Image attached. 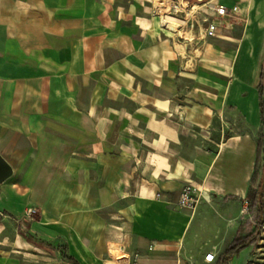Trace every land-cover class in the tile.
<instances>
[{
  "label": "crops",
  "instance_id": "crops-1",
  "mask_svg": "<svg viewBox=\"0 0 264 264\" xmlns=\"http://www.w3.org/2000/svg\"><path fill=\"white\" fill-rule=\"evenodd\" d=\"M210 1L238 12L214 21ZM236 33L264 49V0H0V215L35 209L30 244L68 264L65 245L80 264H217L257 158L255 142L243 177L245 141L223 127L260 114L214 40ZM188 184L195 209L179 208ZM18 242L0 264H28Z\"/></svg>",
  "mask_w": 264,
  "mask_h": 264
},
{
  "label": "rangeland",
  "instance_id": "rangeland-1",
  "mask_svg": "<svg viewBox=\"0 0 264 264\" xmlns=\"http://www.w3.org/2000/svg\"><path fill=\"white\" fill-rule=\"evenodd\" d=\"M225 36L233 39L231 35L225 34ZM235 36V43H237V41L239 40H243V37H240V33H236ZM214 40H218L225 50H231V54L236 56V60H233L234 62L232 61V64L234 63V65L231 66L232 64H230L229 66L230 68L234 67V78L241 79V88L243 89L242 93L244 94V96L246 98L250 97L255 88L257 89V94L259 96L258 80L262 62L264 59V49L262 50L260 47H258L260 38L256 40L257 44L256 47L254 46V48L252 47L253 44L250 48L244 46L243 44V47L241 48V44L238 43L236 44V47H233V44L224 38ZM229 43H231V45ZM240 49V54H237ZM225 71L229 74L232 73L233 76V70L231 71L230 69H225ZM224 122L225 124H223V127H225L226 129V136L240 135L242 137V140L246 142L243 143V161L241 162L240 167L241 175L243 177L250 167L248 163L244 161V156L246 152L249 151V144L251 145L255 144V142H261V156L257 168V181L260 182L262 176L264 175V125L261 122L260 114L258 117H254L253 113H250V115H246L244 113H241V115H239L238 113L227 114L224 117ZM255 122L257 123L255 124ZM229 168L230 170H233V167ZM246 201L247 200H243V204L245 205V207L247 206V204H245ZM244 217L245 219L243 220L241 228L243 234H248L255 227V216L252 213L246 212ZM250 222H252V225L250 224ZM0 224L2 243L0 245H7L0 246V254L6 255V253L9 252V245L13 246V240L18 238L19 242L17 243V247L23 248L21 252L25 254L23 257L28 260V264H68L60 259V254L56 249L43 248V245L41 243H37L35 241V245L30 244V241L32 239L29 235L27 236V233L35 231L36 229H38L37 227H40L42 224L41 214L36 212L35 209H30L28 213L25 214L22 218H16L12 215L5 214L0 215ZM22 235L24 236V238ZM27 237L29 239V242H27L25 239ZM86 237H89V235L87 234ZM57 246H59V244ZM76 248L77 247L75 245H72V247L69 248V254L72 255V253H75ZM204 250L207 251V249ZM22 259L23 258H18V260ZM234 264H264V227L258 245L248 249L244 256Z\"/></svg>",
  "mask_w": 264,
  "mask_h": 264
},
{
  "label": "trees",
  "instance_id": "trees-1",
  "mask_svg": "<svg viewBox=\"0 0 264 264\" xmlns=\"http://www.w3.org/2000/svg\"><path fill=\"white\" fill-rule=\"evenodd\" d=\"M259 101H260V114L262 119V124L264 125V61L261 66V71L259 75ZM261 142H258L257 145V158L255 171L249 183V188L247 192V202H248V212L254 214L256 222V227L247 235H243L242 231L237 232L236 237L232 243L227 247V249L220 255L217 264H228L235 257H239L240 254L246 250L248 247L256 245L261 236L263 227H264V175L262 176L261 181H257V168L260 162L261 156ZM67 246H63L60 249V253L64 260L68 261L71 264H80L73 257H69L67 254Z\"/></svg>",
  "mask_w": 264,
  "mask_h": 264
},
{
  "label": "built area",
  "instance_id": "built-area-1",
  "mask_svg": "<svg viewBox=\"0 0 264 264\" xmlns=\"http://www.w3.org/2000/svg\"><path fill=\"white\" fill-rule=\"evenodd\" d=\"M207 8L211 11V17L215 21L216 19H222V18H227L232 15V13H237L238 8L234 7L232 10H229L226 6L224 5H216V4H211V2L206 3ZM212 21L206 32L208 37H216L217 32H218V25H216ZM202 194L201 191L198 195H196V190L195 187L191 184H188L186 187L183 188L180 201H179V208L181 209H195L196 206L199 204L200 199H201ZM216 256L213 253H208L205 256V261L207 263H213L215 261Z\"/></svg>",
  "mask_w": 264,
  "mask_h": 264
},
{
  "label": "bare ground",
  "instance_id": "bare-ground-1",
  "mask_svg": "<svg viewBox=\"0 0 264 264\" xmlns=\"http://www.w3.org/2000/svg\"><path fill=\"white\" fill-rule=\"evenodd\" d=\"M210 2H212V1H210ZM206 5V4H205ZM199 6L198 5H195L194 6V8H193V10H192V13L194 14V13H196L198 10H199Z\"/></svg>",
  "mask_w": 264,
  "mask_h": 264
}]
</instances>
